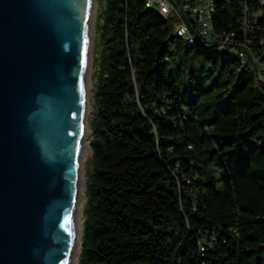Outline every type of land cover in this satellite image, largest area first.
Instances as JSON below:
<instances>
[{"label":"trees","instance_id":"1","mask_svg":"<svg viewBox=\"0 0 264 264\" xmlns=\"http://www.w3.org/2000/svg\"><path fill=\"white\" fill-rule=\"evenodd\" d=\"M214 1L261 66L105 0L79 264H264V0Z\"/></svg>","mask_w":264,"mask_h":264},{"label":"water","instance_id":"2","mask_svg":"<svg viewBox=\"0 0 264 264\" xmlns=\"http://www.w3.org/2000/svg\"><path fill=\"white\" fill-rule=\"evenodd\" d=\"M92 0H0V264H71Z\"/></svg>","mask_w":264,"mask_h":264},{"label":"built area","instance_id":"3","mask_svg":"<svg viewBox=\"0 0 264 264\" xmlns=\"http://www.w3.org/2000/svg\"><path fill=\"white\" fill-rule=\"evenodd\" d=\"M145 6L156 9L164 17L174 15L173 34L186 46L201 45L215 53L234 56L242 62L252 60L257 67L261 66L251 39L241 41L234 31L214 28V0H145ZM243 23L250 27L247 26V16Z\"/></svg>","mask_w":264,"mask_h":264},{"label":"rangeland","instance_id":"4","mask_svg":"<svg viewBox=\"0 0 264 264\" xmlns=\"http://www.w3.org/2000/svg\"><path fill=\"white\" fill-rule=\"evenodd\" d=\"M105 6V0H93L92 3V25H93V32L90 37L89 42V62H88V72H87V81H88V87H87V93H86V102L89 104V106L85 109V117H84V125L87 126L89 130V136L88 141L90 139L91 134V121L94 116V113L97 110V100L95 96L96 92V85H97V78H98V72H99V56L102 49V38H101V32L97 28L98 21H102L98 18L99 13ZM256 73V72H255ZM257 79L260 81V79L264 78L263 75H257ZM90 144V142H89ZM90 154H91V146L86 152H83L82 154V178L83 182L81 184L82 188L84 189V192L86 194V175H88V164L90 160ZM219 175V174H218ZM86 202V200H85ZM84 202V205H85ZM84 210V208H83ZM82 230H81V242H82V234H83V221H84V214L80 215ZM79 260V258H78Z\"/></svg>","mask_w":264,"mask_h":264},{"label":"bare ground","instance_id":"5","mask_svg":"<svg viewBox=\"0 0 264 264\" xmlns=\"http://www.w3.org/2000/svg\"><path fill=\"white\" fill-rule=\"evenodd\" d=\"M93 3V0H92ZM93 32V25H92V7H91V12L89 16V26H88V35L89 39L92 35ZM88 62H89V54H88ZM88 64V63H87ZM88 67V65H87ZM88 81H87V87H88ZM89 106V104L85 100V109ZM88 136H89V130L87 126H83L82 129V139H81V148H82V154L83 152H86L89 147V141H88ZM82 170L83 166L81 164V175H80V180H79V186L77 188V192L75 195L76 198V213H75V224L73 227V243H72V263L71 264H79V254L81 251V230H82V225H81V220H80V215L83 214V208H84V202L86 200L85 192L84 189L82 188L81 184L83 182L82 178Z\"/></svg>","mask_w":264,"mask_h":264}]
</instances>
